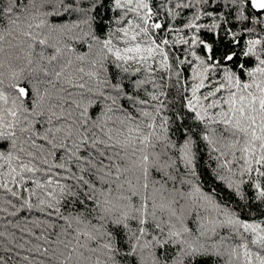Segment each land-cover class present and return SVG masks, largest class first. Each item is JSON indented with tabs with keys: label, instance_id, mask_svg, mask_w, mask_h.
Returning <instances> with one entry per match:
<instances>
[{
	"label": "snow or ice",
	"instance_id": "obj_1",
	"mask_svg": "<svg viewBox=\"0 0 264 264\" xmlns=\"http://www.w3.org/2000/svg\"><path fill=\"white\" fill-rule=\"evenodd\" d=\"M0 264H264V0H0Z\"/></svg>",
	"mask_w": 264,
	"mask_h": 264
}]
</instances>
